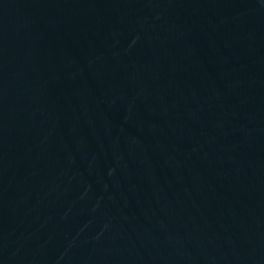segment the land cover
Instances as JSON below:
<instances>
[{
	"label": "water",
	"instance_id": "obj_1",
	"mask_svg": "<svg viewBox=\"0 0 264 264\" xmlns=\"http://www.w3.org/2000/svg\"><path fill=\"white\" fill-rule=\"evenodd\" d=\"M0 264H264V0H0Z\"/></svg>",
	"mask_w": 264,
	"mask_h": 264
}]
</instances>
